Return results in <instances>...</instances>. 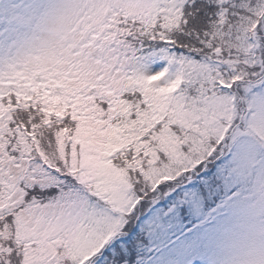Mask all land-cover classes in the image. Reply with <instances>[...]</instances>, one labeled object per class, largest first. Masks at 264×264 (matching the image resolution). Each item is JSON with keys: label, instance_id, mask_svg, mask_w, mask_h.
I'll use <instances>...</instances> for the list:
<instances>
[{"label": "snow or ice", "instance_id": "snow-or-ice-1", "mask_svg": "<svg viewBox=\"0 0 264 264\" xmlns=\"http://www.w3.org/2000/svg\"><path fill=\"white\" fill-rule=\"evenodd\" d=\"M0 264H264V0H0Z\"/></svg>", "mask_w": 264, "mask_h": 264}]
</instances>
